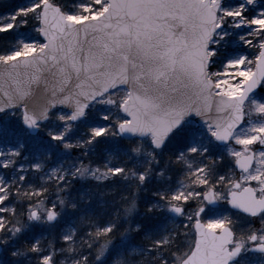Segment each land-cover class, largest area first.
I'll use <instances>...</instances> for the list:
<instances>
[{
	"label": "snow or ice",
	"instance_id": "1",
	"mask_svg": "<svg viewBox=\"0 0 264 264\" xmlns=\"http://www.w3.org/2000/svg\"><path fill=\"white\" fill-rule=\"evenodd\" d=\"M0 264H264V0H0Z\"/></svg>",
	"mask_w": 264,
	"mask_h": 264
},
{
	"label": "rangeland",
	"instance_id": "2",
	"mask_svg": "<svg viewBox=\"0 0 264 264\" xmlns=\"http://www.w3.org/2000/svg\"><path fill=\"white\" fill-rule=\"evenodd\" d=\"M16 2H22V0H16ZM23 31V30H22ZM254 51V50H253ZM105 149H106V146H101L100 147V149L98 150V153L96 154V155H93L92 157H91V160L93 161V164H94V166H95V164H97V163H102V160L101 159H99V157H100V155L101 154H104V156H107V152L105 151ZM79 154V150H77L75 153H74V155H78ZM84 162H86V164L89 162L87 159H85V161ZM179 220H180V218H177V223H179Z\"/></svg>",
	"mask_w": 264,
	"mask_h": 264
},
{
	"label": "trees",
	"instance_id": "3",
	"mask_svg": "<svg viewBox=\"0 0 264 264\" xmlns=\"http://www.w3.org/2000/svg\"><path fill=\"white\" fill-rule=\"evenodd\" d=\"M106 147H107V146H106ZM104 154H105V153H104ZM104 154H103V155H104ZM99 159H100V157H99ZM85 163H86V162H85ZM91 183H94V182H91ZM78 186H79V185H78ZM181 230H183V229H182V226H181Z\"/></svg>",
	"mask_w": 264,
	"mask_h": 264
}]
</instances>
